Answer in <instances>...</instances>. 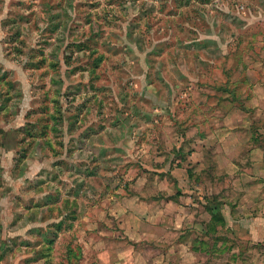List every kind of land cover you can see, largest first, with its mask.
<instances>
[{
    "label": "rangeland",
    "instance_id": "1",
    "mask_svg": "<svg viewBox=\"0 0 264 264\" xmlns=\"http://www.w3.org/2000/svg\"><path fill=\"white\" fill-rule=\"evenodd\" d=\"M135 199L264 264V0H0V264H91Z\"/></svg>",
    "mask_w": 264,
    "mask_h": 264
},
{
    "label": "crops",
    "instance_id": "2",
    "mask_svg": "<svg viewBox=\"0 0 264 264\" xmlns=\"http://www.w3.org/2000/svg\"><path fill=\"white\" fill-rule=\"evenodd\" d=\"M220 142L227 143L228 141L221 139ZM230 143L235 144L237 150H240L239 139H233ZM203 151L204 148L200 149L198 153ZM135 201H137L135 202L136 207L131 209L135 213V217L128 218V221L120 220L121 222L118 223L119 228L124 232L117 228L112 230L106 227L104 232H100V235L105 234L106 236L118 232L119 235L114 237L113 241L108 240V237H99L95 232L90 234L89 231L85 232L87 238L84 242L87 252H90L95 236L106 244L93 252L95 261L91 264H204L200 259L204 252L194 248L193 245L192 248L191 244L189 245L187 242L192 238L201 240V237L186 228L185 231H180L178 227L181 223L177 226L171 214L163 216L162 212H159L155 219V207L160 209L163 202H146L138 199ZM118 204L120 207L122 202ZM176 206L171 203L169 207L175 209ZM193 206L197 205L193 204ZM123 208L125 212L128 211L127 208ZM83 222L84 219L79 220L77 227ZM92 235H94L93 238H91ZM155 243H158L157 247H155ZM161 243H167L168 247L162 248Z\"/></svg>",
    "mask_w": 264,
    "mask_h": 264
},
{
    "label": "trees",
    "instance_id": "3",
    "mask_svg": "<svg viewBox=\"0 0 264 264\" xmlns=\"http://www.w3.org/2000/svg\"><path fill=\"white\" fill-rule=\"evenodd\" d=\"M206 208L213 216L216 214V211L213 209V207L207 206Z\"/></svg>",
    "mask_w": 264,
    "mask_h": 264
}]
</instances>
